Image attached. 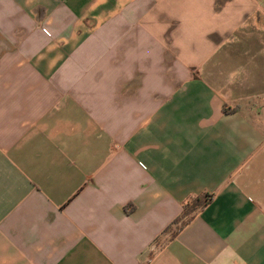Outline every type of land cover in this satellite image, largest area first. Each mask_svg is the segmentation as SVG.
Returning <instances> with one entry per match:
<instances>
[{
  "label": "crops",
  "instance_id": "0c3cea01",
  "mask_svg": "<svg viewBox=\"0 0 264 264\" xmlns=\"http://www.w3.org/2000/svg\"><path fill=\"white\" fill-rule=\"evenodd\" d=\"M0 264H264V0H0Z\"/></svg>",
  "mask_w": 264,
  "mask_h": 264
},
{
  "label": "trees",
  "instance_id": "16d2710c",
  "mask_svg": "<svg viewBox=\"0 0 264 264\" xmlns=\"http://www.w3.org/2000/svg\"><path fill=\"white\" fill-rule=\"evenodd\" d=\"M210 201L211 198H204V199H202L201 197L193 198L190 203L185 205L183 216L177 223L181 222L182 225L187 224L193 218L195 213L201 210L202 208H204Z\"/></svg>",
  "mask_w": 264,
  "mask_h": 264
}]
</instances>
